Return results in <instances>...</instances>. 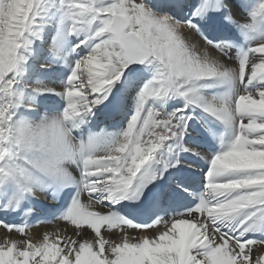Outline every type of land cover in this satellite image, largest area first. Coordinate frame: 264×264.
Instances as JSON below:
<instances>
[{
	"label": "snow or ice",
	"instance_id": "6c2138e0",
	"mask_svg": "<svg viewBox=\"0 0 264 264\" xmlns=\"http://www.w3.org/2000/svg\"><path fill=\"white\" fill-rule=\"evenodd\" d=\"M0 229V264H264V0H0Z\"/></svg>",
	"mask_w": 264,
	"mask_h": 264
},
{
	"label": "bare ground",
	"instance_id": "6f19581e",
	"mask_svg": "<svg viewBox=\"0 0 264 264\" xmlns=\"http://www.w3.org/2000/svg\"><path fill=\"white\" fill-rule=\"evenodd\" d=\"M53 86L58 87L57 84H53ZM37 204H39L41 207H50L56 205L54 202L44 197H41L40 200L37 202ZM63 226L64 225L62 222H57L54 224H40L39 226L33 227L31 229V234L34 238H40L45 231H53L56 228L58 227L62 228ZM4 235H7L6 231L4 229H0V238H2ZM11 238L22 239L23 237H21L19 234L13 233Z\"/></svg>",
	"mask_w": 264,
	"mask_h": 264
}]
</instances>
